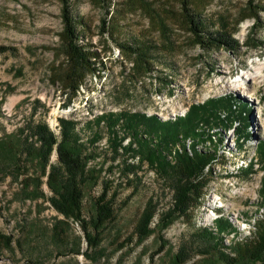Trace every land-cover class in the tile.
Instances as JSON below:
<instances>
[{"label":"rangeland","instance_id":"rangeland-1","mask_svg":"<svg viewBox=\"0 0 264 264\" xmlns=\"http://www.w3.org/2000/svg\"><path fill=\"white\" fill-rule=\"evenodd\" d=\"M69 2L79 41L95 51L91 59L97 68L86 71L74 91L60 41L59 1L0 0V44L16 48L0 52V232L10 236L8 243L0 241V264L258 262L236 244L253 242L264 219V0H188L202 28L233 38L228 46L197 42L180 0ZM260 66L261 76L246 82L250 94L227 87ZM210 100L226 124L197 106ZM193 104L191 118L205 131L197 146L213 149L216 157L205 165L199 195L166 222L173 175L138 160L134 142L124 149L129 135L120 120L110 132L101 115L141 112L173 119ZM243 105L246 118L237 115ZM59 118L73 120L87 175L97 178L81 184L86 221L103 182L108 187L113 215L89 248L78 220L48 200V166L43 167L31 133L36 123L58 132ZM184 142L188 138L178 136V143ZM177 145L174 141L168 150ZM54 159L52 149L49 160ZM147 203L154 209L150 231L138 237ZM203 228L217 231L221 242L214 246ZM88 229L94 232L90 224ZM260 254L264 259V249Z\"/></svg>","mask_w":264,"mask_h":264},{"label":"trees","instance_id":"trees-1","mask_svg":"<svg viewBox=\"0 0 264 264\" xmlns=\"http://www.w3.org/2000/svg\"><path fill=\"white\" fill-rule=\"evenodd\" d=\"M58 1L61 22L60 41L63 46V53L70 64V70L67 74L68 87L74 91L86 71L97 69L93 64V59H91V57L95 56V51L85 48L84 42L79 41L82 34L77 28V20L72 14L69 0ZM187 4L188 0H180L184 16L189 23V29L197 42L228 46L234 41L232 37L222 32L213 34L202 28L197 17L190 11ZM119 45L123 47V45ZM123 48L129 49L130 52L137 50L135 46H124ZM6 49L14 51L16 48L12 45L0 44V52ZM212 104L213 100H210L197 106H200L207 115L215 116L221 124H226V118L219 113H215V106ZM227 107L231 114V106L227 105ZM195 108L196 106L193 104L184 116L164 120L156 115L147 116L141 112L105 113L101 115L106 118L105 126L110 132L113 131L115 122L119 123L118 120H120L122 128L126 129L129 135L127 145L123 146L124 149H130L131 143L134 142L133 155H137L138 160L145 159L148 163H154L161 172L173 175L175 181L172 185L173 202L171 208L165 214L166 222L174 213L185 211L191 199L199 195L200 187L204 182V170H207L208 164L216 157L213 149L197 146V143L204 139L202 137L205 135V131L203 128L196 126L198 120L194 122L191 118ZM247 113L248 110L246 112L245 105H243L237 115L240 118H246ZM201 118H205V116ZM201 118L199 120H202ZM31 133L35 134L39 141L38 152L43 162V167L45 165L48 166L45 180L47 187L51 191L48 200L57 211L78 220L86 245L88 248L95 246L98 241L100 225L112 217L113 212L106 198L108 187L103 182L100 192L94 198V212L89 222L81 215V184L89 176L94 178V181L97 178L95 175L92 176L91 173L87 175L88 171L85 168L82 142L74 129L73 120L59 118L58 132H54L45 123H36ZM246 134L244 132V135ZM178 136H181L182 139L188 138V142L178 143ZM174 141L178 145L172 150H168L170 144L174 143ZM52 149L55 153L54 161L49 160V154ZM168 154H170L169 157ZM151 207L152 205L147 203L146 208L142 212L137 224L138 237H142L150 231L147 223L154 212ZM222 221L220 218L215 219V223L218 226L222 225ZM258 223L256 239L253 242L249 241L250 244L245 241L237 243L236 246L237 248H244L253 262L258 260L254 264H264V259L261 258L260 254L264 249V219L259 220ZM88 224L94 229L93 233L89 231ZM203 230L206 235L213 238L212 244L214 246L221 242L222 237L217 231L206 228H203ZM1 240L8 243L10 240L9 234L0 232ZM81 252L89 255L85 250ZM181 257H183L181 253L176 254V260L179 261Z\"/></svg>","mask_w":264,"mask_h":264},{"label":"bare ground","instance_id":"bare-ground-1","mask_svg":"<svg viewBox=\"0 0 264 264\" xmlns=\"http://www.w3.org/2000/svg\"><path fill=\"white\" fill-rule=\"evenodd\" d=\"M261 74H262V66L253 68V71L247 70L244 73H242L241 75H239L237 80L229 83V85L227 87L229 89H233V90L236 88L243 89L245 91V94H250L251 90L246 85V82L248 80H252V79H255L257 77H260Z\"/></svg>","mask_w":264,"mask_h":264}]
</instances>
